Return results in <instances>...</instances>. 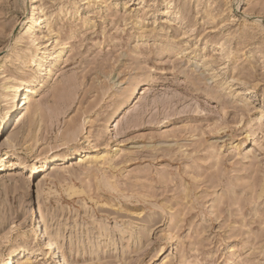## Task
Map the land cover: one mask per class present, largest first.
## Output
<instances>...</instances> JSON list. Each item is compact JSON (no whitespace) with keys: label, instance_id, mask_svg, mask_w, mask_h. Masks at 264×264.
I'll list each match as a JSON object with an SVG mask.
<instances>
[{"label":"rangeland","instance_id":"374dc122","mask_svg":"<svg viewBox=\"0 0 264 264\" xmlns=\"http://www.w3.org/2000/svg\"><path fill=\"white\" fill-rule=\"evenodd\" d=\"M1 155L0 264H264V0H0Z\"/></svg>","mask_w":264,"mask_h":264},{"label":"bare ground","instance_id":"6f19581e","mask_svg":"<svg viewBox=\"0 0 264 264\" xmlns=\"http://www.w3.org/2000/svg\"><path fill=\"white\" fill-rule=\"evenodd\" d=\"M26 18H27V21H31L35 18V16H33V14H31L30 17L26 15ZM31 63L37 64L38 62L34 58V59H32ZM37 66L39 67V69H42V70L46 69L47 70V68H43V66H40L39 64ZM8 90H10L11 93H10V96L8 99L9 100V106L3 112L4 116L2 118V123H1L3 128L4 127H11L13 125V123L15 121V117L17 118V116L20 113L21 107L23 106V104L25 102H27V100H29L30 94L32 92H34L33 79L27 80L24 84L15 83L14 85L9 86ZM247 93H250V89L247 91ZM17 111H18V114L15 116ZM86 157H89V156H86ZM56 159H57L56 155H53V156L50 155V156L43 158V160L40 162L31 163V164H29L27 162H23V164H24L25 168L38 169L39 171H42V170H46L50 166L51 162L55 161ZM5 160H6L5 155H1L0 156V169L2 168ZM45 160H46V163H49L48 167H46V164H43V162ZM78 160L79 161L82 160V157H80ZM39 230H40V234L42 237V242L44 243V247L49 249L51 247V243H50L49 239H47V237H46V233H47L46 228L44 226H42ZM10 254H9L8 258L10 257ZM55 256H57L58 258L61 256L59 250H56ZM17 259H21V257L17 258ZM63 264H66V262L63 261Z\"/></svg>","mask_w":264,"mask_h":264}]
</instances>
